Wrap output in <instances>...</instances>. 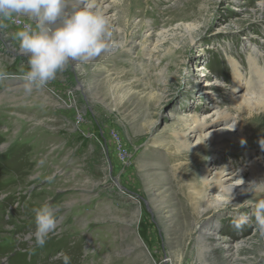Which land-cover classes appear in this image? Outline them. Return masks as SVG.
Returning a JSON list of instances; mask_svg holds the SVG:
<instances>
[{
  "label": "rangeland",
  "instance_id": "1",
  "mask_svg": "<svg viewBox=\"0 0 264 264\" xmlns=\"http://www.w3.org/2000/svg\"><path fill=\"white\" fill-rule=\"evenodd\" d=\"M123 1V5L116 3L115 10L114 5L112 7L116 23L110 31L118 46L110 54L100 57L111 56L105 67L113 70L112 73L119 70L117 80L139 92L108 94L105 80L94 71L87 72L88 69L78 76L73 65L81 63L71 61L54 80L26 94L14 90L8 81L17 77L22 79L27 62L7 64L8 70H3L4 62H0V264H62L61 260L54 259L59 252L70 257V264H129L130 258L120 255L124 250L114 232L117 226L114 211L119 202L125 209L130 208V199L133 202L138 199L143 205L148 203L146 190L155 181L147 187L134 185L133 171L138 159L163 161L160 155L169 152V147H148L153 139L167 140L178 115L191 110L203 116L213 108L212 101L216 98L222 104L227 103L226 91L231 85L229 56L237 58L247 70V46L257 42L258 47H254L264 52V0ZM179 21L197 22L204 30L188 50L175 57L176 65H169L172 72L182 68L183 77L180 82L167 77L170 87L162 95L155 92L160 79L156 76L157 71L146 58L142 59L137 44L148 23L157 32L159 28H169ZM122 39L128 42L125 49L124 44H119ZM131 40L136 45L128 52ZM169 46L171 43L162 46L158 55L164 56ZM195 66L197 69L193 70ZM198 72H202V79H198ZM213 78L219 83L209 89L214 95L206 100L202 92L212 88L207 80L213 81ZM151 88L153 92L149 91ZM67 92L73 94L72 99L64 97ZM97 93L101 101L106 98L104 101L109 102L110 113L97 105ZM51 94L55 96L49 99ZM152 95L155 97L150 99ZM69 105L72 110L68 109ZM261 120L255 117L250 123L254 132L249 147L264 148V118ZM103 129L107 130L106 135ZM144 132L146 146L131 141ZM109 135L114 139V146L105 140ZM95 136L101 138L104 145L96 141ZM129 147H139V150L133 155ZM243 153L229 145L220 148L213 160L203 159L200 167L222 159L239 168L245 164ZM116 157L127 162L118 163ZM185 172L180 170L171 185L180 201L185 200L188 192ZM119 173L124 175L122 185L128 189L124 202L114 199L111 189L114 186L111 185L112 178ZM49 176L54 179L49 181ZM106 180L111 182L106 183ZM259 186H251L241 199H264L263 187ZM44 202L58 206L57 230L49 235L43 247H38L30 239L35 229L33 209ZM175 204L174 200L168 215L172 214L169 222L178 228L181 219L179 206ZM144 211L139 233L150 245L153 257L157 261L163 257L166 260L163 249L169 245L171 252L179 255V236L166 237L152 210L145 205ZM241 218H246L245 222L241 223ZM206 231H215V235H207L206 241L199 244L197 240L187 242V248L214 244L212 253L206 257L191 252L195 264H264V234L259 231L248 203L222 210L210 220V228ZM127 258L128 262L125 261Z\"/></svg>",
  "mask_w": 264,
  "mask_h": 264
},
{
  "label": "bare ground",
  "instance_id": "2",
  "mask_svg": "<svg viewBox=\"0 0 264 264\" xmlns=\"http://www.w3.org/2000/svg\"><path fill=\"white\" fill-rule=\"evenodd\" d=\"M116 3L123 5L124 1L96 0L98 9L109 19L111 26L116 23V13L112 8L114 5L115 10ZM25 23H28V21L24 18L0 21V25H2L0 26V62H4L5 66L3 67L5 69L3 70H8L6 68L7 64H14L16 61H20L21 63L27 62V58L19 52L18 44L12 39V34ZM199 25L197 22L179 21L169 28H159L160 30H157V32H155L154 27L149 23L146 25L137 46L140 49L142 59L146 58L147 62L152 64L151 67L157 71L156 76L160 78L155 92H161L159 94L162 95L166 92L170 87V79L167 80L169 76L176 82L181 81L183 69L180 68L179 72H177V69L172 72L169 65L175 64V57H179L185 49L188 50L195 38L203 32L204 28H200ZM182 41L187 42L183 43ZM127 43L122 39L119 44L121 46L124 44L122 47L125 49ZM170 43L172 46H169L168 51L163 54L166 57L163 59L164 56L162 54L158 55L157 52L162 49V46H168ZM253 43L254 46L258 47L257 42L253 41ZM128 45L130 47L127 50L131 52L134 48L132 46H135L136 43L131 40ZM254 46H247V55H245L247 70L237 58L234 56L228 57L231 70V85L226 91L227 103L222 104L216 98L212 101L211 106L213 108L203 114V116H199L191 110H186L182 115H178L175 120V126L169 133L167 140L162 139L158 141L157 139H153L148 147H169V152L160 155L163 161H158L157 158L153 160L138 159L139 163L133 171V174H135V181L133 180V183L140 187H147L153 180L155 181L146 190L148 203L145 205L158 218L160 230L166 237L179 236L180 243L177 246L180 254L172 253L169 245L163 249V255L167 254L166 260L163 257V259L157 261L153 257L150 245L140 237L139 233V226L145 213V205L138 199L134 202L130 199L128 201L129 207L131 205L130 208L125 209L124 205L119 202L118 207H115L114 211V220L117 224L114 232L118 244L121 242V250L126 251V254L122 251L120 255L130 258L129 264H195L191 252L193 251L199 256L206 257L212 253L214 244L211 245L212 243H210L206 245L205 243L204 245H194L192 248H189L190 246L187 248V242L197 240V244H199L201 241H206L207 235H215V231L211 233L206 231V229L210 228V220L216 218L224 209L241 207L245 203H248V201L242 200L241 196L245 195L251 186L257 185L260 187L259 185L261 184L263 187L261 191H264V148H259L258 146L249 147V144H251L250 138L254 132V128L250 125L252 119L255 117H259L260 120L264 118V52L261 53ZM119 48L115 51H118ZM108 58L110 60L111 56L98 57L86 64H74L73 69L78 76L84 75L85 69H88L87 72L89 70L94 71L100 79L106 81L108 94L123 91L139 92V90H134V87H127L128 85H123L122 82L117 80L120 78L118 74L119 70L112 73L113 70L105 67L108 63ZM181 63L184 64L182 60ZM196 69L195 66L193 70ZM202 75V72H198V79H202ZM18 78L20 77L9 79L8 84L13 86V89L16 91H24L23 84L26 81L23 78ZM207 83L212 88H207L202 92L206 100L211 95H214L213 90L212 92L210 90L219 83V80H207ZM149 91L153 92V89L151 88ZM53 96L55 95L51 94L49 99L53 98ZM95 96V101L98 103L96 104L102 105L101 109H108L107 112L110 113L111 107L108 106L109 102L104 101L106 98H102L101 101L99 93ZM64 97L72 99L73 94L67 92ZM154 97L155 95H152L150 99ZM56 98L62 100L61 97ZM63 104L67 106L65 102ZM68 109L72 110V105H69ZM97 109L99 112L100 109ZM74 118H77V116ZM102 123L105 122L103 121ZM102 132L106 135L107 130L105 132V129H103ZM145 135L146 132L133 139L131 138V141L136 142L138 145L142 146L145 144L146 146ZM109 136L105 140L112 142V146H114V139ZM95 139L104 145L101 138L95 136ZM229 145L244 151V165L236 168L232 163L219 159L217 163L212 162L209 165L205 164L207 166H204V168L200 167L203 159L209 158L213 160L214 156H218L220 153V148H227ZM129 149L130 154L134 155L139 150V147H129ZM117 156L119 157L120 154L118 153ZM118 157H116L118 163L127 162L120 160ZM180 170L186 171L183 175L186 176L185 181L188 192L185 195L184 201H180V199L175 197L176 194L173 192V187L171 186ZM123 180L124 175L119 173L114 175L112 182L109 180L105 182H111V185H114L111 187L114 190V199L124 202L128 197V189L126 186H123ZM174 187L177 188L178 186L174 185ZM174 200L176 201L175 205L179 206L178 211L181 219L178 228H174V223L169 222L172 214H168L171 212ZM215 224L216 221L212 226ZM204 231L205 233H203ZM186 251L189 253L183 254ZM132 255H134V258ZM128 258L125 261L128 262Z\"/></svg>",
  "mask_w": 264,
  "mask_h": 264
},
{
  "label": "clouds",
  "instance_id": "3",
  "mask_svg": "<svg viewBox=\"0 0 264 264\" xmlns=\"http://www.w3.org/2000/svg\"><path fill=\"white\" fill-rule=\"evenodd\" d=\"M15 18L28 21L12 34L19 52L27 58L23 77L26 94L54 80L70 61L86 64L118 46L110 21L98 9L96 0H0V21ZM248 204L264 234V199L250 200ZM57 211L58 206L48 202L33 209L35 229L30 239L35 246L43 247L49 235L56 232ZM245 219L241 218V223ZM54 259L70 264L65 252L57 253Z\"/></svg>",
  "mask_w": 264,
  "mask_h": 264
}]
</instances>
